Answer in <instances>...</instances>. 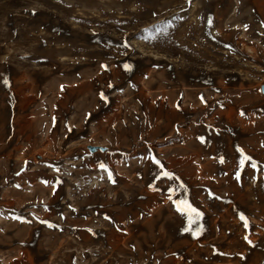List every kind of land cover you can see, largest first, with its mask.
<instances>
[{"label":"rangeland","instance_id":"obj_1","mask_svg":"<svg viewBox=\"0 0 264 264\" xmlns=\"http://www.w3.org/2000/svg\"><path fill=\"white\" fill-rule=\"evenodd\" d=\"M263 85L264 0H0V264H264Z\"/></svg>","mask_w":264,"mask_h":264},{"label":"snow or ice","instance_id":"obj_2","mask_svg":"<svg viewBox=\"0 0 264 264\" xmlns=\"http://www.w3.org/2000/svg\"><path fill=\"white\" fill-rule=\"evenodd\" d=\"M126 67H128V66L126 65ZM101 95H103V94H101ZM201 139H203V138H201ZM240 151H241V154L243 155V150L241 149ZM153 159H155V158H153ZM250 159H251V157L244 156V159L241 160V164L243 165L245 160H250ZM156 163L159 164L160 162L157 160ZM100 167L102 169L107 170V166L104 165V164H101ZM253 167H255V164H253ZM163 174L165 176H168V177H171L172 176V174L171 173H168V172H164ZM237 175L239 176V174H237ZM109 178H111V173L110 172H109ZM178 208L181 211H186L189 214V222L190 223L192 222L193 214L196 217H199L201 215V213L197 209L193 208L186 201H180V202H178ZM241 219L245 220V225L247 226L246 218L243 215H241Z\"/></svg>","mask_w":264,"mask_h":264},{"label":"water","instance_id":"obj_3","mask_svg":"<svg viewBox=\"0 0 264 264\" xmlns=\"http://www.w3.org/2000/svg\"><path fill=\"white\" fill-rule=\"evenodd\" d=\"M261 91H262V93L264 94V85L261 87ZM88 150H89L91 153H95V152H97V151L105 152L107 149L104 148V147L89 146V147H88Z\"/></svg>","mask_w":264,"mask_h":264}]
</instances>
